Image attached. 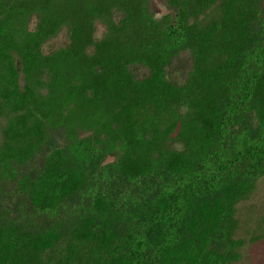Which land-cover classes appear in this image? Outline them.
I'll return each mask as SVG.
<instances>
[{
    "label": "trees",
    "instance_id": "obj_1",
    "mask_svg": "<svg viewBox=\"0 0 264 264\" xmlns=\"http://www.w3.org/2000/svg\"><path fill=\"white\" fill-rule=\"evenodd\" d=\"M159 2L0 0V264H241L264 0Z\"/></svg>",
    "mask_w": 264,
    "mask_h": 264
},
{
    "label": "rangeland",
    "instance_id": "obj_2",
    "mask_svg": "<svg viewBox=\"0 0 264 264\" xmlns=\"http://www.w3.org/2000/svg\"><path fill=\"white\" fill-rule=\"evenodd\" d=\"M153 15L157 19L166 13L165 6L159 0H152ZM96 37L102 28L97 26ZM66 40L64 34L58 35L43 46V51L48 52ZM179 74L178 71L175 72ZM176 81L181 77L173 74ZM234 217L238 222L235 238L242 240L239 252L241 264H264V178L256 183L255 191L250 197L239 202L235 207Z\"/></svg>",
    "mask_w": 264,
    "mask_h": 264
}]
</instances>
